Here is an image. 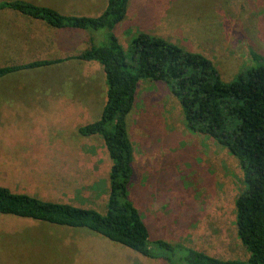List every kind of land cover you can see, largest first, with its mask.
Masks as SVG:
<instances>
[{
  "label": "rangeland",
  "instance_id": "374dc122",
  "mask_svg": "<svg viewBox=\"0 0 264 264\" xmlns=\"http://www.w3.org/2000/svg\"><path fill=\"white\" fill-rule=\"evenodd\" d=\"M20 17H0V68L68 60L0 78V188L106 215L113 161L101 136L80 130L102 118L107 77L100 62L75 57L106 46L108 31L81 30L74 39L81 45L55 47L53 36L29 29L27 42L43 43L24 45ZM114 33L128 59L137 36L158 37L211 60L231 83L256 66L252 51L264 56V0H130ZM171 85L142 78L128 117L129 198L150 229L154 256L89 229L0 214V264H184L186 248L222 260L251 257L237 231L246 169L228 148L190 129Z\"/></svg>",
  "mask_w": 264,
  "mask_h": 264
},
{
  "label": "trees",
  "instance_id": "16d2710c",
  "mask_svg": "<svg viewBox=\"0 0 264 264\" xmlns=\"http://www.w3.org/2000/svg\"><path fill=\"white\" fill-rule=\"evenodd\" d=\"M129 1L109 0L107 9L98 17L67 16L23 0L0 2V11L16 12L56 30L108 31L106 46H93L75 59L97 61L104 68L108 91L102 118L81 128L80 132L84 136H101L113 161L106 215L44 202L6 188H0V214L89 229L138 254L153 257L150 229L129 198L134 148L128 132V117L134 108L140 80L163 81L172 84L190 129L228 148L245 167V181L249 186L238 200L237 231L251 257L247 261L222 260L186 248L184 264H264V56L252 51L250 56L256 66L231 83L222 80L211 60L188 54L158 37L137 36L129 51L133 57L128 59L114 30L126 19ZM67 60L3 67L0 78ZM130 60L136 64L132 65ZM156 244L170 249L162 240Z\"/></svg>",
  "mask_w": 264,
  "mask_h": 264
},
{
  "label": "crops",
  "instance_id": "0c3cea01",
  "mask_svg": "<svg viewBox=\"0 0 264 264\" xmlns=\"http://www.w3.org/2000/svg\"><path fill=\"white\" fill-rule=\"evenodd\" d=\"M9 1H12V0H9ZM23 1H27L35 5L45 6V7L55 9L57 11H60L61 14L67 15V16L95 17L93 15H96V17H98V15L99 16L102 15V13L107 9L109 0H23ZM62 11H67L69 13L64 14L62 13ZM128 12H129V6H128ZM9 14L13 15V14H18V13L11 12V11H0V17H4V20H6L10 16ZM19 15L22 17L18 18L17 20L19 21V27H20V30L18 31L17 36L19 35L22 37L21 40L24 45H42L43 43L37 39L33 42H29V41L27 42L25 37L27 33L30 32L29 29H31L34 35L37 31H40V32H45L49 34L50 36H53L52 38L53 43H49V46L56 45L55 47H58V45H64V47H68L70 45H81V43L79 44L76 42V40H74L75 37L78 38L79 35L77 34H79L78 32L81 30H63V31L57 30L56 31L42 21L30 19L21 14ZM3 24H6V23H3ZM24 31H26V33ZM83 32H86V31H83ZM87 38L86 40H88ZM89 44H91L90 41L88 45ZM5 45H7V43Z\"/></svg>",
  "mask_w": 264,
  "mask_h": 264
}]
</instances>
